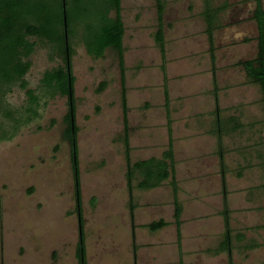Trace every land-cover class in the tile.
Instances as JSON below:
<instances>
[{"label":"rangeland","instance_id":"obj_1","mask_svg":"<svg viewBox=\"0 0 264 264\" xmlns=\"http://www.w3.org/2000/svg\"><path fill=\"white\" fill-rule=\"evenodd\" d=\"M47 1L57 12L59 0ZM209 1L220 10L214 65L202 16L205 0H163L167 113L154 0H121L129 159L161 158L169 118L182 207L180 246L170 179L138 190L137 176L128 192L117 53L89 56L79 23L71 26L68 45L82 231L71 146L63 140L68 98L51 96L41 83L45 72L65 67L64 57L47 40L31 37L24 80L38 98L35 113L18 84L3 88L0 103V264H79L81 234L86 264H228L226 253H215L224 199L233 228L264 216V110L258 85L240 65L257 54L254 1ZM104 2L84 0L85 19L96 22ZM158 220L167 225L150 232L146 226ZM232 256L238 264H258L264 248L233 246Z\"/></svg>","mask_w":264,"mask_h":264},{"label":"trees","instance_id":"obj_2","mask_svg":"<svg viewBox=\"0 0 264 264\" xmlns=\"http://www.w3.org/2000/svg\"><path fill=\"white\" fill-rule=\"evenodd\" d=\"M84 0H72L69 3L65 0V16L67 24V51L65 46V34L63 25V7L62 0H59L57 12H54L49 1L45 0H0V103L2 96L5 94L3 88L9 89L11 85L18 86L26 90V82L24 76L30 68V62L27 60L34 49V44L29 42L28 38L36 37L45 39L49 43L56 46L63 54L65 67L47 71L43 74L41 83L48 93L53 96L59 94L68 98V113L65 117L66 128L63 132V140L71 146V161L74 179V193L77 201V212L79 217V231H82L81 213L79 209L80 199V183L79 169L77 161L76 148V127L74 120V104H73V83L74 79L71 76L70 58L71 50L68 45V38L71 34V26L83 23L84 34L82 42L86 52L94 59L103 57L106 50L111 49L117 53L118 68L120 72L121 86V107H122V122H123V141L126 147V178L129 194L132 189V181L138 176V190L155 189L165 181L169 180V184L173 193V219L176 227L177 245L180 246L181 240V214L182 207L177 199V182L174 171V151L171 122L167 120V149L163 152L160 159L151 158L148 160L137 161L131 164L128 154V120H127V104L124 86V58L122 40L124 36V26L121 18V0H105V7L96 18V22L88 21L82 14L81 5ZM255 8L252 13V19L257 28V54L253 60L240 62L243 67L246 77L252 83L258 85L261 95L264 110V9L261 0H253ZM156 8L157 29L154 34V41L159 50L161 57V72L164 81V106L168 113V91L166 85V68H165V42H164V23L163 0H154ZM205 8L203 16L206 23L205 33L209 44V52L211 63L214 65L213 53V32L214 18L219 9H213L209 0L204 2ZM113 11L114 17H110L109 13ZM69 66V67H68ZM213 71V70H212ZM215 82V77H213ZM104 85V84H103ZM214 83V87H215ZM27 99L29 102V111L34 114V106L37 105L38 98L33 91L26 90ZM215 106L217 107V97H214ZM8 115V114H7ZM220 147V139L218 138ZM264 189V184H263ZM224 212L223 217L225 227H228L227 204L223 201ZM167 223L164 220H158L148 224L146 227L150 232H155ZM227 241V240H226ZM220 249H228V246H220ZM76 257L79 264L85 263V249L82 242V234L78 243Z\"/></svg>","mask_w":264,"mask_h":264},{"label":"crops","instance_id":"obj_3","mask_svg":"<svg viewBox=\"0 0 264 264\" xmlns=\"http://www.w3.org/2000/svg\"><path fill=\"white\" fill-rule=\"evenodd\" d=\"M247 216L248 214L245 217ZM247 218L249 220V217ZM221 222L223 231L218 236V240H216V246H218L219 248L216 249L215 253L220 254V257H223V253H226L228 257V264L239 263L238 260H235L236 262L233 261V259H235L232 256L233 246H241V251L259 250L261 248H264V216L262 217L260 222H255L252 225L249 224V222L248 224L244 225V223L241 221V223L238 224L236 228L229 226V223L228 227H225V221L224 223L223 220ZM220 246H228V249L222 250L220 249ZM258 264H264V258Z\"/></svg>","mask_w":264,"mask_h":264},{"label":"water","instance_id":"obj_4","mask_svg":"<svg viewBox=\"0 0 264 264\" xmlns=\"http://www.w3.org/2000/svg\"><path fill=\"white\" fill-rule=\"evenodd\" d=\"M62 7H63V25H64V34H65V46H66V51H67V24H66V16H65V0H62ZM73 121L74 120L72 119V126L74 125Z\"/></svg>","mask_w":264,"mask_h":264},{"label":"flooded vegetation","instance_id":"obj_5","mask_svg":"<svg viewBox=\"0 0 264 264\" xmlns=\"http://www.w3.org/2000/svg\"><path fill=\"white\" fill-rule=\"evenodd\" d=\"M261 2H262V0H261ZM255 4V3H254Z\"/></svg>","mask_w":264,"mask_h":264}]
</instances>
